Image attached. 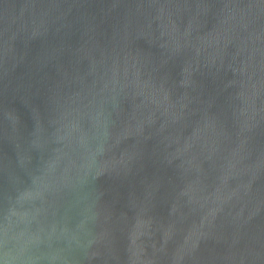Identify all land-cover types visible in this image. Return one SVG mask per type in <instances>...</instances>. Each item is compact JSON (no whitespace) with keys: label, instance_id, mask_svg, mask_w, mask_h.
Listing matches in <instances>:
<instances>
[{"label":"water","instance_id":"obj_1","mask_svg":"<svg viewBox=\"0 0 264 264\" xmlns=\"http://www.w3.org/2000/svg\"><path fill=\"white\" fill-rule=\"evenodd\" d=\"M0 264H264V0H0Z\"/></svg>","mask_w":264,"mask_h":264}]
</instances>
